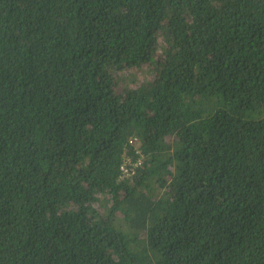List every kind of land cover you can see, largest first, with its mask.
Segmentation results:
<instances>
[{"label":"trees","instance_id":"trees-1","mask_svg":"<svg viewBox=\"0 0 264 264\" xmlns=\"http://www.w3.org/2000/svg\"><path fill=\"white\" fill-rule=\"evenodd\" d=\"M0 264H264V0H0Z\"/></svg>","mask_w":264,"mask_h":264}]
</instances>
